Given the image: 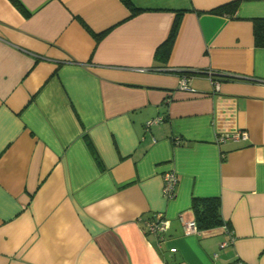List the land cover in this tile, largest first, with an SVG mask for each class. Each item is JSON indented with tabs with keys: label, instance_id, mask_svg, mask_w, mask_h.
Listing matches in <instances>:
<instances>
[{
	"label": "crops",
	"instance_id": "0c3cea01",
	"mask_svg": "<svg viewBox=\"0 0 264 264\" xmlns=\"http://www.w3.org/2000/svg\"><path fill=\"white\" fill-rule=\"evenodd\" d=\"M232 1L0 0V264H264V0Z\"/></svg>",
	"mask_w": 264,
	"mask_h": 264
},
{
	"label": "trees",
	"instance_id": "16d2710c",
	"mask_svg": "<svg viewBox=\"0 0 264 264\" xmlns=\"http://www.w3.org/2000/svg\"><path fill=\"white\" fill-rule=\"evenodd\" d=\"M132 12L136 11V8L132 5L130 0H121ZM238 3V0H234L232 2H229L227 5L223 6L222 8H214L210 10V12L213 13H222L224 12V9H231V12L235 10L236 5ZM230 11V10H229ZM180 15L177 14L173 20V23L171 25V28L169 30V33L167 35V38L163 42L162 45L158 46V48L155 51V58L159 60H164L168 57L171 46L173 43V40L176 35V31L179 24ZM254 40L255 44L258 46H264V20H254ZM185 73H180L181 75H184ZM189 75V74H187ZM219 72H213L211 74L212 79L220 80L218 77ZM86 144L94 156L95 160L98 162L99 157L97 154V151L92 144V142L88 139L87 136H85ZM192 214L193 218L196 223V227L198 230L212 228L215 226H219L223 224V220L220 215V203L218 198L209 197V198H196L192 201Z\"/></svg>",
	"mask_w": 264,
	"mask_h": 264
},
{
	"label": "built area",
	"instance_id": "2783aa9c",
	"mask_svg": "<svg viewBox=\"0 0 264 264\" xmlns=\"http://www.w3.org/2000/svg\"><path fill=\"white\" fill-rule=\"evenodd\" d=\"M213 72L209 71L208 72V76L211 79V81L213 82V84H215L217 86L218 84V80L216 79H212L211 78V74ZM179 87L181 89H185V90H192L191 86L189 85V75L184 74L180 76L179 79ZM158 119H154L148 122V124H151L154 121H157ZM247 133L243 130H236L235 132H231V133H225V134H221L220 135V140H223L225 138H234V139H240V140H246L247 139ZM164 187H163V195L170 198L173 197L175 194V186L177 184V177L175 175L174 172H167L164 175ZM180 220L182 222L183 225V231L185 234H191V233H198L200 230L197 229L196 227V223L193 217H188L185 216L183 214H180ZM169 223L168 221L163 217V215L161 213H155L153 215V218L149 221H147V227L148 230L152 231V232H162V231H166L168 229ZM230 234V241L233 240V236H232V232L229 231ZM227 243L226 242H222L220 244L221 247H224ZM175 248H171V251H174ZM236 264H243L240 261H237Z\"/></svg>",
	"mask_w": 264,
	"mask_h": 264
}]
</instances>
